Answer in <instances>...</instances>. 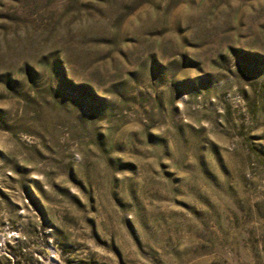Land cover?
Listing matches in <instances>:
<instances>
[{
    "label": "rangeland",
    "instance_id": "374dc122",
    "mask_svg": "<svg viewBox=\"0 0 264 264\" xmlns=\"http://www.w3.org/2000/svg\"><path fill=\"white\" fill-rule=\"evenodd\" d=\"M0 264H264V0H0Z\"/></svg>",
    "mask_w": 264,
    "mask_h": 264
}]
</instances>
